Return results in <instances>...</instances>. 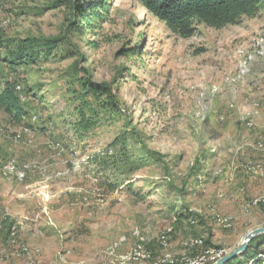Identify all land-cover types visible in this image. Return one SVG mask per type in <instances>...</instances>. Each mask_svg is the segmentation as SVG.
<instances>
[{"label": "rangeland", "instance_id": "374dc122", "mask_svg": "<svg viewBox=\"0 0 264 264\" xmlns=\"http://www.w3.org/2000/svg\"><path fill=\"white\" fill-rule=\"evenodd\" d=\"M83 10L81 22L56 0H0V37L60 40L16 72L22 88L41 86L36 99L22 96L28 114L0 108V159L29 166L22 183L0 173V264H111L141 238L157 255L170 225L175 257L189 236L202 238L192 254H228L264 227V203L245 208L264 195V176L245 167L264 162V8L219 28L194 20L188 37L139 0H85ZM6 226H16L14 242Z\"/></svg>", "mask_w": 264, "mask_h": 264}, {"label": "trees", "instance_id": "16d2710c", "mask_svg": "<svg viewBox=\"0 0 264 264\" xmlns=\"http://www.w3.org/2000/svg\"><path fill=\"white\" fill-rule=\"evenodd\" d=\"M154 16L163 21L172 31L181 36L188 37L193 35L195 28L194 20L202 21L209 26L222 27L227 24L236 23L243 15H252L259 9L264 8V0H139ZM58 4H65L73 10L78 11L79 21L87 20L85 10H83L85 0H56ZM59 38H50L43 35L26 36L19 38L13 43L8 39L0 37V65L4 64L12 77L2 74L0 68V108L7 114L21 120L28 112L25 110L22 96L30 95L34 100V91L41 89L40 84L33 83L31 87L22 88L19 85L16 72L18 69L27 67L29 64L36 63L41 58H48L57 48ZM93 93L105 91L109 97H113L111 88L107 84L96 85L89 83ZM102 93V92H101ZM108 105L113 101L108 98ZM85 119V114H82ZM177 218V217H176ZM189 219V216H187ZM178 220V218H177ZM262 236L254 237L243 255L248 258L258 253ZM237 258L229 260L225 264H238Z\"/></svg>", "mask_w": 264, "mask_h": 264}, {"label": "built area", "instance_id": "2783aa9c", "mask_svg": "<svg viewBox=\"0 0 264 264\" xmlns=\"http://www.w3.org/2000/svg\"><path fill=\"white\" fill-rule=\"evenodd\" d=\"M258 44V54L264 55V38H261L257 42ZM248 64V60L242 62V67L240 72L235 74L232 80H237L245 73V68ZM38 116L36 114H31L32 121H36ZM243 121L247 126H253V121L250 118H244ZM31 129L25 127L22 130L16 131L14 135L15 140H21L24 133H29ZM259 148H264V138L259 140L257 143ZM54 149L60 154L63 147L60 143L54 144ZM78 164V163H77ZM79 165V164H78ZM28 164H19V162L10 157L8 159H0V173L1 175L9 180H14L18 183L25 182L28 176ZM246 169L255 174H260L264 176V162L262 164H255L252 161L247 162L245 165ZM224 170H219L218 173L222 174ZM201 177V176H200ZM220 197L224 194L220 193ZM261 203H264V195L261 197L254 198L245 205V208L249 210ZM214 220L218 225L223 228L232 227V218L230 216H219L215 215ZM194 222V220H191ZM4 225H0V231L3 229ZM6 230L9 233L10 239L14 242L16 238V226H6ZM174 232V226L170 225L167 227L163 233L157 238V243L161 248L162 252L160 254H155L154 251L147 247L143 238H141L137 244L133 247L130 252L122 254L116 259L115 262L111 264H214L222 257L227 254V250L217 249L213 247H208L204 251L198 254H192L191 251L202 244V238L197 236H189L182 242V247L184 251L181 253L180 257H175L169 250L170 239ZM26 250V249H25ZM238 264H264V251L258 252L257 254L244 258Z\"/></svg>", "mask_w": 264, "mask_h": 264}, {"label": "water", "instance_id": "95a60500", "mask_svg": "<svg viewBox=\"0 0 264 264\" xmlns=\"http://www.w3.org/2000/svg\"><path fill=\"white\" fill-rule=\"evenodd\" d=\"M263 233H264V227H259V228L253 229L252 231L248 232L244 236L243 241L241 242V244L237 248H235L234 250H232L231 252L226 254L224 257H222L220 260H218L214 264H225L226 262H228L229 260H231L235 256L243 254L247 250L250 241L254 237H256L260 234H263Z\"/></svg>", "mask_w": 264, "mask_h": 264}]
</instances>
